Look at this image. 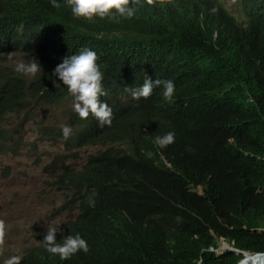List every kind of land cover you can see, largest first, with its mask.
<instances>
[{"label":"trees","instance_id":"16d2710c","mask_svg":"<svg viewBox=\"0 0 264 264\" xmlns=\"http://www.w3.org/2000/svg\"><path fill=\"white\" fill-rule=\"evenodd\" d=\"M222 1L136 0L130 18L89 21L65 0H0V123L30 98L64 103L52 69L87 47L107 100L121 98L111 127L145 140L109 167L90 158L81 214L56 237L79 233L87 252L61 260L41 241L20 264H237L241 253L216 252L220 239L264 252V0H238L242 19ZM12 53L41 70L27 79L5 64ZM145 73L174 82L171 103L159 88L138 100L124 90ZM80 124L93 143L109 139L107 127ZM168 131L172 143L151 147ZM199 185L203 195L191 190Z\"/></svg>","mask_w":264,"mask_h":264},{"label":"clouds","instance_id":"9594fccd","mask_svg":"<svg viewBox=\"0 0 264 264\" xmlns=\"http://www.w3.org/2000/svg\"><path fill=\"white\" fill-rule=\"evenodd\" d=\"M237 1L238 0H223L222 2L225 6L226 12L242 19L241 13L237 11ZM50 3L53 7L58 6L57 0H50ZM65 3L74 17L91 21L94 18H108L113 20L117 17L130 18L134 14L136 0H65ZM20 55L22 58L24 57L22 54ZM97 59L96 52L85 47L75 54L64 56L61 62L52 69V75L57 77L55 80L56 83L61 86H66L67 92L69 93L68 98H66L64 100L65 102L61 104H72V110H69L72 111L70 115L71 123H69V125H63L60 132H58L60 136L66 138L64 144L66 145L67 150L76 154L78 150L86 147L99 148L96 152L90 153L85 159H83L80 169H74L63 161L52 181V186L56 190L65 192L68 195L67 201L69 205L65 206V208H68V210H74L75 214L69 217V220L63 224L49 223L46 229L41 230L38 233L37 243L35 245L28 248L21 257H10L8 261H6V264H20V259L31 249L38 247L41 244V241L46 252L58 255L61 260L70 258L78 251L87 252V241L79 233L64 235L60 240L56 237L59 236V233H62V231L65 230L67 224L76 221L81 214L79 203L82 202V196L86 191V187L82 184L81 179L84 177V173L88 169L90 158L101 155L102 160H104L107 163V167H109L112 164L110 160H118L124 155H133L138 150H144L145 148V140L136 132L130 133L129 131L124 130L120 125L111 127L113 122L112 115L114 117L113 109H116L118 112L122 108L121 98L119 95H112V97L107 100V95H105L102 86L103 73L100 71ZM6 62L7 61H5V64ZM40 70L41 66L35 59L27 63L25 60L24 62L18 61L14 66V71L29 77H34ZM154 88L161 89L160 94L164 101L169 103L172 102L175 85L171 79L153 78L145 73L142 83L133 87L125 86L124 90L130 93L133 100H138L140 98H148L152 94ZM30 100L33 99L30 98L25 100L22 105L2 116V121L0 123V151L7 152L9 150L10 152L11 149L21 145L20 141L11 140L12 136L8 133L9 129L5 126L4 121L5 117L9 114L20 110L26 111L28 105L27 102ZM33 101L46 103L43 100L37 99H34ZM87 119L95 121L98 126L107 127V135L109 136V139L105 142L93 143L88 134L78 135V132L81 129L80 122ZM174 135V132L168 131L162 136H156L154 142H150L151 147L154 146L157 150L166 147L174 141ZM161 159L170 166V163L167 162L164 156H161ZM52 165H54V163ZM191 190H195L198 194L203 195L205 187L202 185L193 186ZM44 231L45 234L43 235L42 240H40L39 235ZM0 235H2V232H0ZM221 240L224 239L219 240V248L216 252L222 254L229 250L241 253L243 257L237 264H240L247 254H264V252L252 253L237 250L225 240L223 246L220 247Z\"/></svg>","mask_w":264,"mask_h":264},{"label":"rangeland","instance_id":"374dc122","mask_svg":"<svg viewBox=\"0 0 264 264\" xmlns=\"http://www.w3.org/2000/svg\"><path fill=\"white\" fill-rule=\"evenodd\" d=\"M24 60L18 53L5 59L13 70L16 62ZM27 103L26 111L9 114L4 121L11 140L21 145L0 151V264L12 256L21 257L49 223L63 224L75 214L65 208L68 195L56 190L52 181L63 161L80 169L83 159L99 149L86 147L76 154L67 150L66 138L58 132L71 123V103ZM224 243L221 240L220 247Z\"/></svg>","mask_w":264,"mask_h":264},{"label":"bare ground","instance_id":"6f19581e","mask_svg":"<svg viewBox=\"0 0 264 264\" xmlns=\"http://www.w3.org/2000/svg\"><path fill=\"white\" fill-rule=\"evenodd\" d=\"M264 263V254L261 255H252L247 254L240 264H263Z\"/></svg>","mask_w":264,"mask_h":264}]
</instances>
